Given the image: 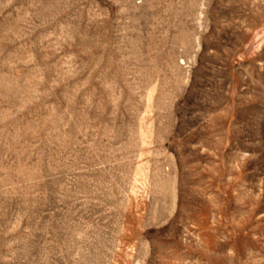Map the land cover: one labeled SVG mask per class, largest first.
I'll return each mask as SVG.
<instances>
[{
	"label": "rangeland",
	"instance_id": "obj_1",
	"mask_svg": "<svg viewBox=\"0 0 264 264\" xmlns=\"http://www.w3.org/2000/svg\"><path fill=\"white\" fill-rule=\"evenodd\" d=\"M0 264H264V0H0Z\"/></svg>",
	"mask_w": 264,
	"mask_h": 264
}]
</instances>
